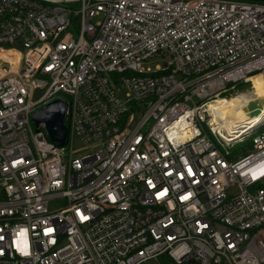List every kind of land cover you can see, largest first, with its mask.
Listing matches in <instances>:
<instances>
[{
	"label": "built area",
	"instance_id": "2783aa9c",
	"mask_svg": "<svg viewBox=\"0 0 264 264\" xmlns=\"http://www.w3.org/2000/svg\"><path fill=\"white\" fill-rule=\"evenodd\" d=\"M0 53V264H264V113L209 112L264 73V3L0 0Z\"/></svg>",
	"mask_w": 264,
	"mask_h": 264
},
{
	"label": "water",
	"instance_id": "95a60500",
	"mask_svg": "<svg viewBox=\"0 0 264 264\" xmlns=\"http://www.w3.org/2000/svg\"><path fill=\"white\" fill-rule=\"evenodd\" d=\"M248 2L264 3V0H239ZM245 121L253 120L264 113V99L253 98L244 107ZM33 123L37 130L42 124H45L49 139L64 146L68 141V129L66 122L68 120V105L65 100L57 99L50 103L45 109L38 110L32 115ZM243 121V122H245ZM188 263L194 264V260Z\"/></svg>",
	"mask_w": 264,
	"mask_h": 264
},
{
	"label": "bare ground",
	"instance_id": "6f19581e",
	"mask_svg": "<svg viewBox=\"0 0 264 264\" xmlns=\"http://www.w3.org/2000/svg\"><path fill=\"white\" fill-rule=\"evenodd\" d=\"M0 56L6 57L5 53H0ZM18 58V57H16ZM264 74V73H260ZM259 75V74H257ZM254 75L252 79L257 76ZM256 98L264 99V91L254 92ZM254 95V94H253ZM230 100V101H229ZM251 99L247 95L237 96L235 99L218 98L215 102L209 104V112L213 117V122L217 124L220 130L227 133H231L235 126L242 124L245 121L244 107ZM259 117H255L253 120H258Z\"/></svg>",
	"mask_w": 264,
	"mask_h": 264
},
{
	"label": "rangeland",
	"instance_id": "374dc122",
	"mask_svg": "<svg viewBox=\"0 0 264 264\" xmlns=\"http://www.w3.org/2000/svg\"><path fill=\"white\" fill-rule=\"evenodd\" d=\"M98 22H100V19L96 18L94 20V23H98ZM161 63H162V61H160V60L156 62V64H161ZM262 90L264 91V74H259L252 79L251 83H247L246 85L242 86L240 90L239 89L237 90L235 87V92H234L235 94L233 93L231 95V97L228 99H235L237 96H240L243 94L247 95L248 98L253 99V98H256V95L254 92L262 91ZM136 118L138 119L139 116L137 115ZM33 126H34V129H36V125L33 124ZM263 131H264V127L261 128L260 132H263ZM248 145H249L248 142H245L243 144H238L234 148H232V151H238L239 149H241V147L248 148ZM74 147H75L74 155H76V156L83 154L85 152V147L79 141L75 142ZM63 204H64L63 200L56 199V200H53L51 202L50 206L52 208H58V207L62 206ZM145 264H161V259L156 258V259H153V260L146 262ZM164 264H168L166 262V259L164 260Z\"/></svg>",
	"mask_w": 264,
	"mask_h": 264
},
{
	"label": "trees",
	"instance_id": "16d2710c",
	"mask_svg": "<svg viewBox=\"0 0 264 264\" xmlns=\"http://www.w3.org/2000/svg\"><path fill=\"white\" fill-rule=\"evenodd\" d=\"M6 55H8V53H5ZM15 57H18V56H16L15 55ZM247 83H240V84H237L236 85V89L238 90H240L241 89V87L242 86H244V85H246ZM160 259H161V264H164V260L166 259V262L168 263V264H176L172 259H170L169 257H167V256H161V257H159ZM182 264H191V263H188V262H184V263H182ZM194 264H198V263H194Z\"/></svg>",
	"mask_w": 264,
	"mask_h": 264
}]
</instances>
